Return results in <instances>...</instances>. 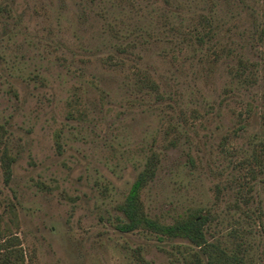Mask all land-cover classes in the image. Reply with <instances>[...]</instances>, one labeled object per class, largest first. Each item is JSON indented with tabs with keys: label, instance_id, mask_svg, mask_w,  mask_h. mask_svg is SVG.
I'll use <instances>...</instances> for the list:
<instances>
[{
	"label": "rangeland",
	"instance_id": "374dc122",
	"mask_svg": "<svg viewBox=\"0 0 264 264\" xmlns=\"http://www.w3.org/2000/svg\"><path fill=\"white\" fill-rule=\"evenodd\" d=\"M152 155L151 217L264 264V0H0V230L27 261L196 264L117 227Z\"/></svg>",
	"mask_w": 264,
	"mask_h": 264
},
{
	"label": "trees",
	"instance_id": "16d2710c",
	"mask_svg": "<svg viewBox=\"0 0 264 264\" xmlns=\"http://www.w3.org/2000/svg\"><path fill=\"white\" fill-rule=\"evenodd\" d=\"M239 64L238 69L243 72L248 67L254 66V63L244 59H241ZM142 81L144 83L142 88L149 86L156 89L157 87L156 83L149 78L142 79ZM5 155L7 160L4 157V162L8 174L7 182H9L12 178L14 159L8 153ZM158 163L156 155L148 158L144 170L139 174L123 203L119 205V210L124 217L119 220L118 229L121 232L144 229L150 234H155L159 240L166 238L187 239L201 250L202 255L200 252L196 253V264H253L251 260L249 261V254L240 249L242 248L240 244L235 247H227L219 241L210 242L206 232L208 217L202 213L194 211L186 216L176 218L171 223L163 222L148 214L140 193L156 176ZM25 253L21 239L17 235H9L7 231L0 230V264H32L27 261Z\"/></svg>",
	"mask_w": 264,
	"mask_h": 264
}]
</instances>
